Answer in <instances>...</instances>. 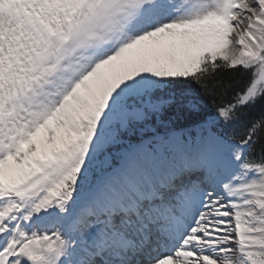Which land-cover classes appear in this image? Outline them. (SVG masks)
Here are the masks:
<instances>
[{"label":"snow or ice","instance_id":"1","mask_svg":"<svg viewBox=\"0 0 264 264\" xmlns=\"http://www.w3.org/2000/svg\"><path fill=\"white\" fill-rule=\"evenodd\" d=\"M0 264H264V0H0Z\"/></svg>","mask_w":264,"mask_h":264}]
</instances>
